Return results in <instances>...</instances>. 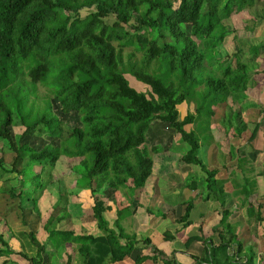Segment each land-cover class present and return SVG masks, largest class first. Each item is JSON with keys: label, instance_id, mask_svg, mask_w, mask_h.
<instances>
[{"label": "trees", "instance_id": "1", "mask_svg": "<svg viewBox=\"0 0 264 264\" xmlns=\"http://www.w3.org/2000/svg\"><path fill=\"white\" fill-rule=\"evenodd\" d=\"M254 1L0 0V142L13 154L8 165L0 155V180L6 185L12 174L19 180L18 192L12 186L0 189V198L6 195L14 201L20 223L26 225L28 204L40 216L37 201L50 186L57 193L51 206L56 213L50 214L44 231L55 251L71 242L81 264L119 263L134 251H138L134 264L147 260L179 264L174 251L166 257L148 237L137 239L124 231L120 211L130 214L129 205L119 209L116 199L108 204L97 196L103 188L132 197L146 195L143 187L152 174L153 161L143 144L150 125L161 122L188 146L179 161L204 174V191L184 203V214L176 223L183 228L192 225L189 214L195 199L219 205L218 223L211 235H204L200 222L197 234L185 240L181 252L188 253L190 245L198 242L199 252L189 254L193 264H254L252 247L246 248L227 221L224 181L216 178L219 169H208L198 157L200 148H207L212 140V121L225 129V139L239 137L246 130L242 104L251 84L250 68L234 54L223 55L221 47L233 33L228 26L231 15ZM84 9L93 11L81 17ZM110 16L114 21L108 24L105 20ZM125 48L132 49L126 56ZM55 65L59 69L54 70ZM127 76L144 89L137 90ZM38 84L50 89L62 115L76 113L81 126L63 135L62 120L51 112V103L50 111L34 110L39 105ZM182 103L193 109L179 119L177 107ZM15 128L17 134L12 132ZM255 132L256 127L248 143ZM34 137L50 141L38 148L28 142ZM235 153L230 148V158ZM62 157L78 159L68 171L75 175L74 187L88 191L92 199L90 218L99 235L75 234L64 228L70 218L67 204L72 193L62 178L51 181V170ZM45 167L47 179L42 181L38 176ZM27 179L41 188L35 198L23 196ZM187 186L195 190L197 182L192 180ZM3 205L4 200L0 208ZM112 211L115 218L110 221ZM146 213L167 217L149 207ZM53 221L60 227L50 229ZM0 222L9 231L6 219ZM161 235L165 242L174 239L169 229ZM26 236L36 255L16 254L27 264H42L44 246L34 230ZM12 252L0 233V257L6 256L0 264H6Z\"/></svg>", "mask_w": 264, "mask_h": 264}, {"label": "crops", "instance_id": "2", "mask_svg": "<svg viewBox=\"0 0 264 264\" xmlns=\"http://www.w3.org/2000/svg\"><path fill=\"white\" fill-rule=\"evenodd\" d=\"M228 26L233 29V33L228 35L223 42L224 45L230 44L228 45L227 53L230 54V57L234 54L237 59L246 62L250 68L251 84L245 92L246 98L244 99L246 100L242 104L247 127L239 137L225 139V129L212 121V140L207 148H202L204 153L208 149L207 158L205 155L203 162L207 164L208 169H219L216 178L224 181L226 193L224 208L229 212L227 221L232 226V231L238 235L239 240L245 244L246 248L252 247L255 253L254 264H258L260 260H264V0H255L252 6L246 7L238 13H233L228 20ZM235 26L237 27L236 30L234 29ZM234 60L235 58L232 59V63ZM258 107H261V110ZM219 117L220 115L218 114L216 119ZM255 127V136L248 143L247 139ZM232 147L236 150L233 159L229 156V150ZM190 174L200 186H203L204 174L197 175L196 172H191ZM184 182L185 188H188L187 184L191 181L184 179ZM202 189H199V192ZM46 190H48L51 198L46 197L44 194L39 196L37 206L40 216L29 204L25 206L26 225L20 223V214L15 210L14 201L7 206L9 202L5 198L2 199L5 201L6 206L3 205V209L0 208V221L2 218H5L10 229L8 231V228H5L0 222V233L3 234L13 251L7 257L8 262L6 264H27V261L16 253L21 252V245L26 246L27 241L25 239L27 238L26 232L28 230H34L39 242L44 246V251L41 253L42 264H81L73 243L68 242L64 248L55 251L48 240V236L44 231V224L51 213H56V211L52 212L51 206L56 203L57 195L52 193L51 190L54 189L50 186L46 187ZM145 190L143 191L146 193L147 191ZM84 191L79 190L77 194L71 192L72 194L68 196L67 212L70 218L64 221V228L73 230L75 234L99 235L101 233L90 218L92 199L90 197L86 198L85 194H79ZM190 191L195 193L194 196L198 193V189ZM101 193L103 192H99L98 194ZM120 194L117 193L115 196L112 194L106 196V198L100 197V199L107 201L108 204H112L116 199L119 209L129 205L132 214L139 219H145V216H149L146 213V208H151L150 200L152 196H149L150 194L148 196L141 194L139 197H119V199L117 196H120ZM47 202H50V204ZM199 202L202 210H198L193 216V211L195 210L194 204V209L189 214V221L192 225L184 228L181 237H179L173 248H171V243L176 239L175 234H173L174 239L171 242H165L162 238V242L157 245L149 238V234H154L155 232L162 233L161 228L165 225L167 227L170 221L172 223L183 215L184 201L178 204H167L169 202L156 197L155 204L160 208L157 210H160L167 216L164 222L159 223V217H152L149 220L152 223L151 229L148 225L139 223L135 226L136 233L133 232L132 234L136 235L137 239L148 237L151 243L161 249L166 257L174 251L179 264H193L189 254H197L201 247L198 242H193L188 249V253H182L185 240L189 236L197 234V225L200 222H203L202 229L204 235L206 237L210 236L212 228L218 223L219 219V215L217 214L219 212V205L217 203L211 201ZM142 206H144L145 212ZM113 210H115L114 206ZM181 211L183 214L180 215ZM109 215L111 217L110 221H112L115 218V211H112ZM128 215L130 214L128 213ZM11 217L14 219L11 220ZM169 217L171 220L168 219ZM14 220L17 223H12ZM127 221L128 218L125 219V222ZM161 224L162 226H160ZM54 227L59 228L60 226L53 221L49 228L53 229ZM186 230H191V233L187 234ZM126 233L130 234L129 232ZM143 252L147 253L146 249ZM137 254L138 251H134L122 262L114 264H125L128 260L126 264H134L133 260ZM26 255H31L30 250ZM5 258L6 256H1L0 263ZM142 264H153V262L147 260Z\"/></svg>", "mask_w": 264, "mask_h": 264}, {"label": "rangeland", "instance_id": "3", "mask_svg": "<svg viewBox=\"0 0 264 264\" xmlns=\"http://www.w3.org/2000/svg\"><path fill=\"white\" fill-rule=\"evenodd\" d=\"M173 4H174V6H176L177 2H174ZM92 11H93V9H84L80 12V16L84 17L86 14H88ZM113 21H114V18L112 16L108 17L105 20V22L108 24H111ZM236 28L237 27L235 26L234 29L236 30ZM228 45H230V44H228ZM228 45L222 44V47H221L222 51L221 52L223 53V55H225L228 52L227 51ZM131 50H132L131 48H125V50H124L125 56ZM219 50H220V47H219ZM135 54H136V58L138 59L140 57V53L136 52ZM225 66H226V64H225ZM56 69H59V65L54 66V70H56ZM129 77L127 76V79L129 80V82L131 83L132 86H134L137 90H140V89L143 90L144 89V87L142 85H140L139 83H136L131 77L130 78ZM35 93L37 96V103L39 105H35L34 110L39 111V112L50 111V104L49 103H51V106H52L51 112L54 115L59 116L60 119L62 120V129H63L62 133H63V135L67 134L69 132V130H71L73 127L81 126L78 115L76 113H69L67 115L61 114L60 107L58 106V103L53 98V95L51 94L50 89H48L46 86L38 84L36 87ZM45 100H47V101H45ZM41 101L43 102L42 105H41ZM192 108H193L192 105H187L186 103L180 104L177 107V110L179 113V119H182L187 111H192ZM12 132L16 133L17 129L16 128L13 129ZM49 141H50V139L45 138V137H43V138H35L34 137V138H30L28 140V142L31 145L38 147V148L43 146L44 144L48 143ZM153 148L156 149L154 152H153ZM143 149L145 151V154L147 156H149L153 161L152 174L146 180V183L143 187V189H146L145 191H147L145 193L146 196H148L150 194L149 196L153 197V198L151 197V200H150V203H151L150 210L153 208L154 209L153 212H155L157 209H160V208H158L159 206L157 204H155L156 197L161 198L165 202H169L167 204H175V203L178 204L181 201H184L187 203L188 201L193 200L195 197L194 196L195 193H192L190 191V189L185 188L184 179L190 180V181L195 180V178L191 177V174H190L191 172H196L197 175L198 174L203 175V173L197 167H195L193 165H186L183 162L179 161V157L181 156V154L185 153V151L188 149V146L185 143H182L179 135H177L173 129H170L169 127H167L165 123L153 122L150 125V127L146 133V138H145V142L143 144ZM207 152H208V149L206 150V153H204V151H202V148H200L198 157H200L202 160H204L205 155L207 158ZM1 154L4 157L5 163L7 165L10 164L13 154H12V152L8 151L7 145L5 142H0V155ZM223 160L225 161L224 158H223ZM77 162H78V159H68L65 157H62L61 159H59V161L56 163V166L51 170V181L55 182V181L62 178L65 181V188L67 187L66 190L68 192H72V193L75 192L77 194L79 192V189L74 187L75 175H73L72 172L68 171V169L73 164H76ZM34 171H35L34 169H32L31 172L29 171V176H28L29 178L31 177V175ZM47 174H48V169L46 168L43 173L39 174L40 176H38V179L45 181L47 179ZM12 176H14V177H12L10 179L9 183L6 185L4 183H2V180H0V189H4V188L12 186V187H15V192H18L19 180L15 178V175L12 174ZM38 179H36V181H38ZM33 184H34V182L30 181L29 179H27L25 181L24 186H25L26 190L23 192V196L31 197V198L37 197V195L41 191L40 190L41 188H39V187L36 188ZM196 187H197L198 193H199V189H202L203 186H200L197 182ZM204 189L205 188L203 187L201 192H203ZM51 191L54 195H57L56 190H51ZM53 191H55V192H53ZM175 191H178V192H175ZM100 192H103V193L97 194V196L99 198L100 197L106 198V196H109L112 194L115 196V194L119 193V190L118 191H112V190L110 191L109 189L104 188ZM43 194L46 197L51 198V195L48 193V190L45 189ZM79 194H81V195L85 194L84 196H86V198L87 197L89 198L88 191L80 192ZM162 195L165 197H163ZM119 197L127 198V197H132V195L126 196V195L120 194V196H117V198H119ZM3 198H5L7 202H9V204H7V206H9L12 203V200L10 198H8V196H6V195L2 196L0 198V201H2ZM197 201L199 202L202 200L195 199V202H194L195 210L193 211V216H194L195 212H197L198 210H202V208L199 206L200 202L198 203ZM47 203L50 204V202H47ZM142 207L144 209V206H142ZM1 209H3V208H1ZM144 212H145V209H144ZM120 213H121V216L123 219L122 221H120V225L123 226L122 228H124L125 231L129 232L130 234H132L133 232L136 233L135 232V226L139 223H142L144 225H148L149 228L152 227L151 226L152 223L149 221L150 218H152V216H145L146 217L145 219H143V218L139 219L138 217H135L132 214V210L130 212V215H128L127 211H120ZM181 214H183L182 211L180 212V215ZM193 216H192V218H193ZM124 218L125 219L128 218V221L125 222ZM10 219L13 220L14 218L11 217ZM168 219L171 220L170 217ZM16 220L12 221V223H17L18 220L17 221ZM170 220H167V221H170ZM161 222H164V219L160 218L159 223H161ZM182 225H183L182 223H179V222L176 223V221H173L171 223V221H170V224H168L167 227H166V225L164 226V227H166L165 229H164V227L161 228V231L169 229L172 234H175L176 239H175V241H173L171 243V248L174 247V245L177 243V241L179 240V237H181V235L184 231V228L182 227ZM160 226H162V224ZM147 230H149V229H147ZM186 232H187V234L191 233V230L190 231L186 230ZM149 235H150L149 238L153 241V243L155 245L162 242L161 233L155 232L154 234H149ZM25 240L27 241V243H26V246L21 245V252L26 254V253H29V250H30V254L32 256H35L36 255L35 246L27 238ZM128 261L126 263H128Z\"/></svg>", "mask_w": 264, "mask_h": 264}]
</instances>
